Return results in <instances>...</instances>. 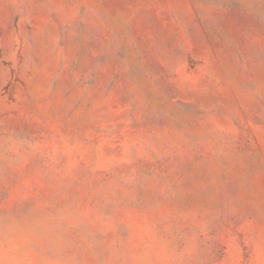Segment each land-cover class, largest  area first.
Masks as SVG:
<instances>
[{
  "label": "rangeland",
  "instance_id": "obj_1",
  "mask_svg": "<svg viewBox=\"0 0 264 264\" xmlns=\"http://www.w3.org/2000/svg\"><path fill=\"white\" fill-rule=\"evenodd\" d=\"M0 264H264V0H0Z\"/></svg>",
  "mask_w": 264,
  "mask_h": 264
}]
</instances>
